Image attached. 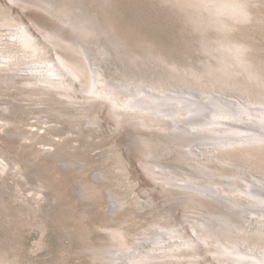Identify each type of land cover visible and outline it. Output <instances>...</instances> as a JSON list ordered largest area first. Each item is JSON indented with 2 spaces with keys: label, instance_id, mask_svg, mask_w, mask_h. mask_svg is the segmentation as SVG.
<instances>
[{
  "label": "rangeland",
  "instance_id": "rangeland-1",
  "mask_svg": "<svg viewBox=\"0 0 264 264\" xmlns=\"http://www.w3.org/2000/svg\"><path fill=\"white\" fill-rule=\"evenodd\" d=\"M19 1L0 0V264H114L115 258L131 264L134 255L141 264H236L217 255L215 239L210 245L203 239L201 219L220 212L219 203L183 188V182L157 180L143 166L144 160L160 161L179 179L187 171L201 177L191 166L195 160L178 159L194 144L167 135L157 150L160 160L146 155L141 136L165 131L139 125L136 112L113 108L87 92L82 80L64 75L59 56L73 51L47 37L64 31L80 42L101 79L135 88L123 89V95L154 91L135 80L165 73L159 82L167 93H213L259 107L255 102L264 99V88L227 53V27L215 25V9H203L199 0H30L24 7ZM253 1L254 16L234 34L244 33L253 48L250 58L264 62V0ZM45 2L53 4L49 11L40 6ZM83 24L93 32H82ZM227 62L232 78L245 87L227 88ZM26 134L36 138H23ZM198 150L197 160L209 156L207 149ZM235 152V157L212 153L220 172L237 174L213 180L246 187L247 180L264 179V147L254 146L250 154L257 157L250 160L245 150ZM239 218L251 236L242 248L264 254V215ZM218 227L227 232L224 223Z\"/></svg>",
  "mask_w": 264,
  "mask_h": 264
},
{
  "label": "bare ground",
  "instance_id": "bare-ground-1",
  "mask_svg": "<svg viewBox=\"0 0 264 264\" xmlns=\"http://www.w3.org/2000/svg\"><path fill=\"white\" fill-rule=\"evenodd\" d=\"M22 1L23 7L26 6V4L28 3H32V1L30 0ZM199 1V5H201V3L203 2V7L209 6L208 11H210L212 7L213 10L215 9L214 11L218 14V17H216V15L214 14L215 12H213V15H215V19H213V22L216 23L215 25L227 27V53L231 52L235 54L238 57L239 62L245 68L249 69L252 76L257 77L260 80V86L264 88V62H256L252 58H250V49L252 47L251 43H249L250 41L248 42L249 39L246 40L244 33L240 32L239 35L234 34L235 30H240L239 23L252 19V17L254 16L253 5L256 2H254L253 0ZM195 2L197 3V1ZM196 3L195 5L198 4ZM42 5L40 6L46 11H49L53 7V4L51 2H45V5ZM205 7L203 9H206ZM70 20L69 22L71 23ZM83 21L84 20H82V22ZM80 29L87 35L93 32V28H91L87 24L81 25ZM47 37L50 41H53L58 47L61 46L64 48H70L73 51V54L61 53L59 56L61 62L64 65V68L67 70L66 72L63 71L64 75L70 73L72 76L75 77V79L82 80L86 84L87 92L96 94L107 99L113 108H124V110L136 112L137 115H135V118L139 120V125L147 128H158L160 131L167 132L161 134L141 136L142 142L147 148H149V150H147L146 152V155H152L155 159L160 160L158 159L160 153L157 150L160 148V146H162V143L164 142V139L162 137L167 135L178 136L184 139V141L189 140L191 141L189 144L190 146L194 144L191 149L182 150L181 156L176 157H178L180 161L181 159L195 160L194 164H189H191L192 168L195 170L194 171L192 169L194 172H198V175L202 174V178L207 175L208 180H203L206 182H203L200 176H192V174H190L188 171H184L186 172V179H179L177 175H175L176 173H171L170 164L167 166L161 163L160 161L154 162L144 160L143 166L157 180L166 181L168 184L173 185H178L177 182H183V188L185 187V189H188L193 193L199 192L197 194L206 195L211 198L213 202L215 200L219 203V205L221 206V208L219 207L220 212H207V214L209 215H204L201 220H203L202 226L204 228L203 239L209 245L212 244L213 240L211 241V239H215L212 246H214L215 244L219 245V250H215V252H217V255H219L220 257H223L224 262L231 261L236 264H264L263 253H258L252 249L247 250L242 248V242L245 243L250 241L251 236H247L246 228L242 225H239V220H237V217H247L249 212L264 215V179L259 178L257 182L247 180L246 187L237 185L234 181L230 180H213L215 178H213V176L216 175L222 178L232 179L236 177L237 174H224L219 171V168L217 166L212 165V163L216 159H218V156H212V153L215 152H218L219 156L222 157L223 155H230L235 157V151L243 149L246 153L249 154L246 155L248 160L257 157V155H251L250 150H253L254 146L255 149H260L264 147V99L255 102L260 105L259 107H253L248 103L242 101L235 102L234 100H230L227 97L215 95L213 93H210L207 96H200L194 92L189 91H174V94L167 93L166 90L168 89L166 88V86L163 83L159 82H162L161 79L165 77V73H161L160 75L155 77L152 76L150 78H140L135 80V82L137 83L143 82L149 84L150 86H152L151 88L154 91L139 88L135 94L123 95V89L133 91V89L135 88L131 89L128 86L116 85L114 83L109 82V80L107 81L105 77L101 79V77L103 76V74L101 73V69H97V67H94L91 62L89 53L80 42H74V39L68 37L66 33H64V31H57L55 33L47 32ZM75 54H80L81 56L77 57L75 56ZM163 60L164 59L162 58V61ZM229 66V63L227 62V88H240V86L245 87V85H247L246 83L243 86L242 82L232 78V75L235 72L232 71ZM174 68L175 71H177L178 73H182L176 66ZM158 73H160V71H158ZM193 74L196 75L198 78L200 77V73H197V71ZM49 82H51V85H56V83H58L56 79H53L52 81L50 79ZM131 82L133 83V81ZM246 87L250 88L251 86ZM155 91H159V93ZM123 114L124 113H122V111L116 112V115L118 117H122ZM22 137L36 138V134H26ZM202 147L207 149L206 152L207 154H209V156L205 157L204 160H197L198 156H200V152L198 149H201ZM150 149H152L153 151ZM189 155L192 156L189 157ZM257 162L258 161H256V163ZM259 163L260 162H258V164ZM253 164L255 165V163ZM158 169H160V171ZM166 173H169V176H167ZM215 192H220V195H213ZM191 195L192 194H190V196ZM202 212V214L206 213L205 211ZM218 223H224L225 225H227V227H225L227 228V232H224L222 228L218 230ZM235 228L239 232H243V234L240 236L238 234L235 235ZM222 235L227 237V244L223 242L224 240H222L221 238ZM254 236H259V232L256 233ZM256 240H254L253 244L257 245L259 242L261 245V242H257ZM123 245L126 246V248L128 249L130 248L129 244L127 243H123ZM119 259L120 258L113 259L114 264H117V261ZM129 260L131 264H141L143 261L140 256L135 255L131 256Z\"/></svg>",
  "mask_w": 264,
  "mask_h": 264
}]
</instances>
